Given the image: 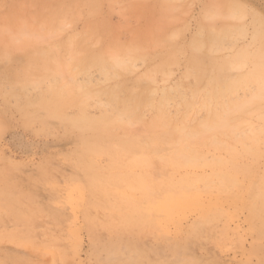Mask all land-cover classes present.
Instances as JSON below:
<instances>
[{"label": "rangeland", "instance_id": "1", "mask_svg": "<svg viewBox=\"0 0 264 264\" xmlns=\"http://www.w3.org/2000/svg\"><path fill=\"white\" fill-rule=\"evenodd\" d=\"M202 24L219 33L220 41L210 54L223 58V84L238 82L228 91L223 89V105L238 104L234 117L264 128V0H0V25H18L21 38L41 37L34 45L18 47V42L11 46L0 40V264H264V134L243 137L241 144L229 141L237 154L236 170L227 165L223 173L239 185H225L223 203L202 193L198 182L201 196L196 203L166 215L150 203L153 196L148 203L141 201V161L146 158L151 163L147 170L154 182L173 185L183 175L210 177L206 165L214 157L228 158L226 152L205 148L199 153L206 165L175 169L174 140L165 141L158 155L142 150L144 154L129 147L131 139L120 129L110 147L118 150L124 145L129 154L112 156L100 147L94 157L86 158L83 169L76 157L77 133L49 116L41 104L48 84L70 82V74L77 83L90 81L93 90L123 83L134 87L137 79L152 75L148 85L154 103L161 92L176 86L188 98L194 80L186 76L187 58L193 42L205 36ZM83 48L104 57L127 58L131 69L124 73L119 69L106 78L98 65H91ZM43 52L57 59L56 66L67 68L66 73L57 78L52 70H41ZM77 57L85 59L84 72ZM199 87L197 101L204 94L203 85ZM168 94L165 108L174 115L180 97ZM108 100L107 95L93 96L89 112L97 115L96 103L107 108ZM70 106L67 115L76 112L77 107ZM153 113L144 109L140 123L128 128L145 132ZM159 159L164 165L156 170ZM91 165L114 167L108 172L118 182L105 191V207L103 200L99 207L92 204L94 193L86 187ZM76 184L82 187L79 196L70 190ZM148 217L157 221L155 227L147 224ZM110 243L119 244L114 254L108 252ZM130 254H137L138 261L132 263Z\"/></svg>", "mask_w": 264, "mask_h": 264}, {"label": "bare ground", "instance_id": "2", "mask_svg": "<svg viewBox=\"0 0 264 264\" xmlns=\"http://www.w3.org/2000/svg\"><path fill=\"white\" fill-rule=\"evenodd\" d=\"M216 9L219 8L216 7ZM217 11L220 13L219 10ZM205 14H207V11L205 12ZM212 14L213 13H211V15ZM214 17L215 16H213L212 19L216 21L218 17H216V19ZM212 19L210 20L212 21ZM202 27H203L202 31L205 33V34L203 33L205 36L204 37L202 36V39L200 38V40H198L197 42L192 41L194 45L192 47V50L190 49L191 53L187 58L188 68L190 69V72L188 73L186 72V76H191L194 80V82L192 81L193 85L189 86L188 88L189 89L188 91L190 92L188 98H186V96L183 94V91L180 89V87L176 86L172 88L170 92L160 91L161 92L160 100L154 103L149 96V92L151 91L149 90L150 87L148 85V82L150 83L151 81L154 80L152 75L151 76L146 75L145 78L137 79L134 82V87L132 86L130 88H126L125 87L126 83L123 84L119 83L121 85H114L113 87L108 89L93 90L90 86L91 84L90 81L87 83L85 82L77 83L76 81L72 80L71 78L72 75L70 74L69 75V78L71 79L70 82L60 83V84L49 83L48 86L46 87L47 96L42 98L43 99L41 100L42 103L40 102L43 105L44 109L47 110L45 111L49 116H53L60 119V121L63 122V126L65 123V126L68 128L70 132L77 133L79 140L78 141L79 149L77 151L78 155L76 154V157L77 156L79 157L78 161L79 164L83 167V169H86V165H85L86 158L94 157L97 152L95 151V149L98 150L100 147H104V148L106 147V150L108 151L109 154H112V156H117L119 154H121V156L122 155L127 156L129 154L128 150L123 149L125 148L124 145L120 146V149L118 150H115L113 148L114 151L110 147V142H111L110 140L115 139V137L117 136V134H115V131L117 132V130L120 129L124 131L123 133L126 136L130 137L131 145H129V147L139 148L141 153L143 152L142 150H148V152L158 155L159 151L163 148L164 146L163 143H165V141H168L169 139L174 140L175 141L173 147L174 160L171 164L174 166L175 169L190 167L191 169L195 170L199 168L201 165L203 166L206 165V163L204 162L205 159L202 162H200L203 159L201 157L203 155L199 153L200 152L199 150L202 151L203 149L206 148V149H211L213 151L226 152L228 154V158H223L221 156L214 157L213 160L206 165L211 170L210 177L203 176L201 178L200 177L191 178L183 175V177L177 180L173 185H169L170 183L165 184V181L164 183L154 182L152 176L149 175V172L147 170V166H150L151 163H148V161H146V158L141 161L142 162L141 164L144 166V170L142 171L143 172L142 177L139 179V184H138L140 185L139 187L143 188L144 190V194L143 196H141V201L143 200L144 203H148L149 198L153 196L150 199V203L154 205L156 211H158L159 213H164L166 215L167 213L170 215L173 212L179 213L187 208H191L192 204L196 203L197 199L201 196V192L206 194L210 198L213 196L215 202L223 203V193H224L223 191L226 190L225 185H227L229 182L233 186L239 185L238 182L235 181V178L233 176L226 175L225 173H223L226 170L227 165H229L231 169L236 170V163L234 161V158L236 157L237 154L233 153L235 151V147L231 145L232 143L230 144L229 141H233L241 144V140L243 139V137L252 136V138H256L257 135L259 136L264 134V128L262 125L253 127L250 123L246 124V122L240 120L238 117H234V114L237 113V111L239 110L238 104L233 103V105L231 104V106L223 105V100H224L223 89L228 91L230 90V88L232 89L233 87H236L238 85V82L226 81L223 84V82L225 81L224 76L226 77V75L223 73V64H224L223 58L222 59L219 58V60H217L216 59L217 57L214 58L210 54L213 50H215L213 48L217 47V41L219 40L218 39L219 33L216 35L217 32L213 31L214 28L209 24H206L204 26L202 24ZM21 29L22 28H18V25L17 28L16 26L8 27V26L0 25V40L3 42L4 41L8 42L9 44H11V46L15 45L18 42L16 45L17 47L23 44L34 45L37 42H39V40H41V37L36 34H34V36L32 37H27V38L19 37V35L20 36L24 35L21 34L20 31ZM16 46L13 47L15 48ZM81 50L86 54H89V62L91 63V65L92 64L98 65L100 70L105 74L106 78L109 76L113 77V75L114 76L117 75L115 71H119V69H121L123 73L130 71L129 68L131 62L129 64V60H127V58L125 60L118 58L117 56L104 57L103 55H100L94 51H90L87 48H83ZM136 52L139 54L137 50ZM132 53L135 52L133 51ZM3 54L5 55V53ZM213 55L216 54L214 53ZM34 56L36 55L34 54ZM41 59H43L45 62L44 66L41 67L39 65L41 68L38 66L41 70H44L45 72L52 70L54 73V77L57 76V78L61 77V75H64L66 73L67 68L61 69L59 65L56 66L57 59L54 57H49L48 53L43 52ZM84 60L85 59H83L82 57L76 58V61L79 62V66L82 68L83 72L85 71ZM237 61L239 62V60ZM233 65L235 64H231L230 66ZM29 73L27 76L28 79L30 78L29 76H31ZM27 81L28 80H25V82ZM25 85L26 84H24V86ZM150 85L152 86V84ZM202 85L204 87L202 89L204 90L202 91L204 92V94H202L203 96L201 97V100L197 101L196 99L198 95H200L201 93V91H199L200 90L199 86L202 87ZM121 92L126 94V96L121 97L120 96ZM168 93L173 94V96L178 95L180 97V104L179 103L177 104L179 105L178 106L179 109L176 111L177 113H175L174 115H170L168 113V110H166L167 107L165 108V106H167L165 105V103L167 102L168 98H170V94ZM95 95L96 96L107 95V97L109 98L108 100L109 105L107 108H101L102 106H100V103H96V106L100 108L99 113L97 115L91 114L88 110V108L92 105V103H90V99H92V97ZM41 104L40 106H42ZM70 105H75V107H77L76 112L73 115H67L65 113V109ZM146 108L152 110V112L154 111V113L151 119L148 122H146V125L144 124L145 132L142 133L132 132L128 127L140 121V114ZM195 113H199V115L197 117H193L194 116L193 114ZM230 114H232L231 116H233L232 119L229 116ZM143 153L146 154L145 152ZM133 160L130 163H132ZM162 165H164V161L159 159V162L156 164L155 167L156 170H160ZM113 169L114 167H108L105 170L96 165H91L89 167L90 174H87L86 187L89 190H92V192L94 193V199H96V201H93L94 203H92L94 206L99 207V204L102 200H103V206L104 207L107 206V203L104 202L105 201L104 197L106 196L105 191L108 188L109 189L113 188L115 186V183L118 182L117 178L115 176L114 177L111 176V174L108 172L109 170L112 171ZM198 182L202 183V190H200L201 192L197 191L199 190V186H197L196 184ZM214 182L216 183V185L213 184ZM70 190L75 193H78V196L81 195L82 193V187L79 186L78 184L73 185ZM205 212L206 209L203 210L204 214ZM140 217H142L141 213H140ZM145 219L148 221L147 224L150 227L153 226L155 227V225L157 224L156 223L157 221L155 222L153 219L149 217ZM201 220L202 219H200V222ZM124 222L126 221L124 220ZM160 223L162 225L163 223L162 219H160ZM136 225L137 224L135 222V226ZM118 249H119V244L110 243L108 247V252L110 254H114L117 252ZM132 255H135L137 257H131L130 254L128 258L132 260L131 262L134 263V261H138L139 259L138 255L137 254H132Z\"/></svg>", "mask_w": 264, "mask_h": 264}]
</instances>
